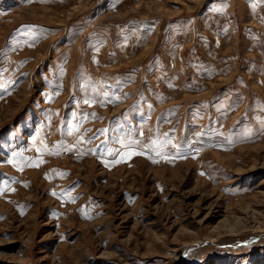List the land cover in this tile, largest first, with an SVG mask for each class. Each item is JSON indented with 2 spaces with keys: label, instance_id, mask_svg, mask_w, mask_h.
Returning <instances> with one entry per match:
<instances>
[{
  "label": "rangeland",
  "instance_id": "rangeland-1",
  "mask_svg": "<svg viewBox=\"0 0 264 264\" xmlns=\"http://www.w3.org/2000/svg\"><path fill=\"white\" fill-rule=\"evenodd\" d=\"M0 264H264V0H0Z\"/></svg>",
  "mask_w": 264,
  "mask_h": 264
},
{
  "label": "bare ground",
  "instance_id": "bare-ground-1",
  "mask_svg": "<svg viewBox=\"0 0 264 264\" xmlns=\"http://www.w3.org/2000/svg\"><path fill=\"white\" fill-rule=\"evenodd\" d=\"M107 20V19H106ZM65 173V172H64ZM2 194V193H1ZM3 196V195H2ZM22 196V195H21Z\"/></svg>",
  "mask_w": 264,
  "mask_h": 264
}]
</instances>
